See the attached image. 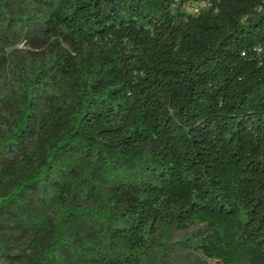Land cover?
I'll use <instances>...</instances> for the list:
<instances>
[{
    "label": "trees",
    "instance_id": "1",
    "mask_svg": "<svg viewBox=\"0 0 264 264\" xmlns=\"http://www.w3.org/2000/svg\"><path fill=\"white\" fill-rule=\"evenodd\" d=\"M194 224L264 264V0H0V264H147Z\"/></svg>",
    "mask_w": 264,
    "mask_h": 264
},
{
    "label": "rangeland",
    "instance_id": "2",
    "mask_svg": "<svg viewBox=\"0 0 264 264\" xmlns=\"http://www.w3.org/2000/svg\"><path fill=\"white\" fill-rule=\"evenodd\" d=\"M194 7H186L185 11L196 13ZM196 7L200 8V6ZM199 230L203 228L194 224L187 231H178L173 227L166 239L161 235L156 236L145 256L147 264H220L194 249V234Z\"/></svg>",
    "mask_w": 264,
    "mask_h": 264
},
{
    "label": "built area",
    "instance_id": "3",
    "mask_svg": "<svg viewBox=\"0 0 264 264\" xmlns=\"http://www.w3.org/2000/svg\"><path fill=\"white\" fill-rule=\"evenodd\" d=\"M194 9L196 10V13L199 11V9L195 6Z\"/></svg>",
    "mask_w": 264,
    "mask_h": 264
}]
</instances>
